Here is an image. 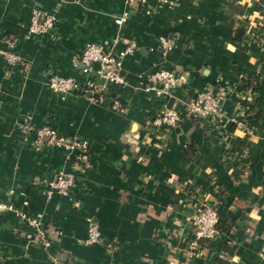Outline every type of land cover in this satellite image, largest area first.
I'll return each instance as SVG.
<instances>
[{
  "label": "crops",
  "instance_id": "1",
  "mask_svg": "<svg viewBox=\"0 0 264 264\" xmlns=\"http://www.w3.org/2000/svg\"><path fill=\"white\" fill-rule=\"evenodd\" d=\"M36 10L55 12V30L26 37ZM130 42L123 84L79 59L88 44L119 53ZM0 50L20 57L0 54V203L12 205L0 210V264H264V0H0ZM159 70L179 77L169 96L148 88ZM52 74L102 89L56 91ZM220 81L224 120L201 125L185 104ZM164 106L180 109L177 127L151 126ZM26 123L87 146L36 148ZM60 173L73 188L49 194ZM201 201L221 233L188 258L185 216ZM92 221L102 242L86 244Z\"/></svg>",
  "mask_w": 264,
  "mask_h": 264
},
{
  "label": "built area",
  "instance_id": "2",
  "mask_svg": "<svg viewBox=\"0 0 264 264\" xmlns=\"http://www.w3.org/2000/svg\"><path fill=\"white\" fill-rule=\"evenodd\" d=\"M131 2L144 3L145 0H130ZM160 4L173 5L178 0H157ZM124 18H120L122 22ZM56 15L55 12H46L43 10H36L32 12L30 23L26 31V37H32L38 34H43L55 30ZM9 45H12L14 40L7 39ZM159 42L165 51H169L174 46L175 39L173 36H162ZM136 49V44L130 42L129 45L119 53H114L112 49H107L101 45L91 43L88 44L79 55L80 61L84 64L85 70H93L104 83L123 84L124 77L121 74L122 58L133 52ZM6 61L15 65L19 62L20 57L13 51L0 50ZM98 68H95V65ZM179 77L172 71L159 70L150 76V86L157 94L169 96L171 90L178 84ZM49 86L64 93H78L91 92L100 90L102 87L95 82H88L85 86L83 83L77 81L70 76H62L52 74L47 80ZM105 86V85H103ZM229 87L221 81L217 84H209L203 90L198 92L185 104V108L190 118L196 120L201 125L214 121L224 120V113L222 111V103ZM112 107L116 111L122 112L124 107L119 98H115ZM234 122L236 119L231 118ZM181 121V112L176 106H164L151 119V126L157 129L175 128ZM22 132L26 138L29 133L35 134L33 145L36 148L43 146H62L69 149L84 150L87 146L86 141L78 137L64 136L56 132L49 125H44L33 129L29 123L22 127ZM75 184L73 175L60 173L48 185V193L53 192L68 193ZM12 205L7 203H0V210L11 209ZM185 221L191 231V237L188 240L186 255L188 258H193L202 252V245L216 240L220 236L219 229V214L217 208L209 201H201L193 206L191 212L185 216ZM31 225L36 227L39 234H44L43 230L39 228V222L36 219L29 221ZM102 242L101 232L95 221H92L87 230L85 238L86 244H94Z\"/></svg>",
  "mask_w": 264,
  "mask_h": 264
},
{
  "label": "trees",
  "instance_id": "3",
  "mask_svg": "<svg viewBox=\"0 0 264 264\" xmlns=\"http://www.w3.org/2000/svg\"><path fill=\"white\" fill-rule=\"evenodd\" d=\"M218 211V210H217ZM218 214H219V212H218ZM220 217V216H219Z\"/></svg>",
  "mask_w": 264,
  "mask_h": 264
}]
</instances>
